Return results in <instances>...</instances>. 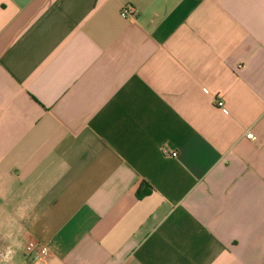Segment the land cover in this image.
<instances>
[{"label":"crops","instance_id":"obj_1","mask_svg":"<svg viewBox=\"0 0 264 264\" xmlns=\"http://www.w3.org/2000/svg\"><path fill=\"white\" fill-rule=\"evenodd\" d=\"M8 247L264 264V0H0Z\"/></svg>","mask_w":264,"mask_h":264},{"label":"built area","instance_id":"obj_2","mask_svg":"<svg viewBox=\"0 0 264 264\" xmlns=\"http://www.w3.org/2000/svg\"><path fill=\"white\" fill-rule=\"evenodd\" d=\"M121 12H122L123 17H125L126 19H134L138 15V10L131 5H126L125 7H123ZM217 105L223 106V103L217 102ZM247 137L249 139H254V136L252 134H248ZM163 152L165 153V155H169V156H176L177 155L176 152L169 153V151L165 148L163 149ZM48 254H49L48 247L43 246V247L39 248V255L47 256Z\"/></svg>","mask_w":264,"mask_h":264},{"label":"clouds","instance_id":"obj_3","mask_svg":"<svg viewBox=\"0 0 264 264\" xmlns=\"http://www.w3.org/2000/svg\"><path fill=\"white\" fill-rule=\"evenodd\" d=\"M14 254L15 253L12 247L6 248L5 251L2 254H0V264H4V262H7V264H10Z\"/></svg>","mask_w":264,"mask_h":264},{"label":"trees","instance_id":"obj_4","mask_svg":"<svg viewBox=\"0 0 264 264\" xmlns=\"http://www.w3.org/2000/svg\"><path fill=\"white\" fill-rule=\"evenodd\" d=\"M145 193H146V192H143L142 190H140V191L138 192V194H139L140 197L143 196Z\"/></svg>","mask_w":264,"mask_h":264}]
</instances>
